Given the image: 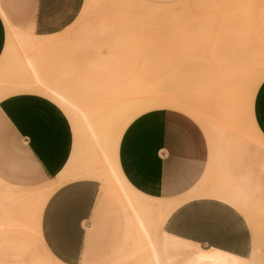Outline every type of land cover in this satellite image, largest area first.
<instances>
[{"label": "crops", "instance_id": "crops-1", "mask_svg": "<svg viewBox=\"0 0 264 264\" xmlns=\"http://www.w3.org/2000/svg\"><path fill=\"white\" fill-rule=\"evenodd\" d=\"M145 1L165 5L178 0ZM83 2L0 0V61L11 43L8 28L17 35L14 41L31 45L37 35L71 25ZM251 69L246 65L234 84L246 85ZM247 90L251 124L264 142V76L253 95ZM135 101L122 119L135 112L115 130L111 169L122 188L159 202L156 211L178 202L157 233L151 227L162 263L257 264L259 254L253 250L263 235L257 231L264 223V151L246 144L244 152L213 153L191 114L198 115L188 109L192 103L164 95ZM88 133L95 137L92 127ZM74 142L67 116L50 99L29 92L0 99V264L144 262L145 236L134 214L100 179L63 181L40 210L34 195L25 199L28 191H39L57 177ZM80 148L79 153H87L86 145ZM147 216L142 219L149 227L153 223ZM259 258L264 264V248Z\"/></svg>", "mask_w": 264, "mask_h": 264}, {"label": "rangeland", "instance_id": "rangeland-1", "mask_svg": "<svg viewBox=\"0 0 264 264\" xmlns=\"http://www.w3.org/2000/svg\"><path fill=\"white\" fill-rule=\"evenodd\" d=\"M31 43L8 45L0 61V99L18 92L50 99L67 116L75 142L57 177L39 191H28L25 199L34 195L40 210L63 181L100 179L126 202L145 236L141 264H163L151 227L157 233L178 202H167V210L156 211L159 202L119 185L111 170L115 130L135 112L122 119L137 104L135 98L148 102L164 95L192 103L188 108L179 102L201 117L203 121L191 114L212 143L213 153H240L246 144L264 151L251 124L247 90L255 75L264 73V0H178L165 5L84 0L71 25L56 34L37 35ZM246 65L253 77L237 86L234 82ZM31 84L33 90H22ZM52 90L69 101L68 109L56 101ZM89 124L95 137L89 136ZM81 144L87 153H79ZM144 214L153 225L144 224ZM260 225L257 233L263 235L255 239L253 255L264 248V223Z\"/></svg>", "mask_w": 264, "mask_h": 264}, {"label": "bare ground", "instance_id": "bare-ground-1", "mask_svg": "<svg viewBox=\"0 0 264 264\" xmlns=\"http://www.w3.org/2000/svg\"><path fill=\"white\" fill-rule=\"evenodd\" d=\"M8 30H9V31H7L8 32V42L10 43V42H13L15 39L17 40L18 38H17L15 31L12 28H10V29L8 28ZM263 76H264V73L255 76V79H253L252 84H251V91H250L251 95H253L255 88L257 87V85L259 84V82L261 81ZM52 92H53V97L56 99V101L61 106H63L64 108L68 109L69 108V101L65 97H63L59 92H56L54 90H52ZM252 127H253V125H252ZM253 130L255 131L254 127H253ZM255 133H256V131H255ZM109 166H111V165H109Z\"/></svg>", "mask_w": 264, "mask_h": 264}]
</instances>
